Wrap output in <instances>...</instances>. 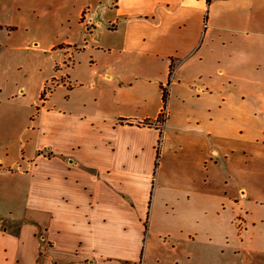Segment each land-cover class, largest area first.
Masks as SVG:
<instances>
[{
  "label": "crops",
  "instance_id": "0c3cea01",
  "mask_svg": "<svg viewBox=\"0 0 264 264\" xmlns=\"http://www.w3.org/2000/svg\"><path fill=\"white\" fill-rule=\"evenodd\" d=\"M107 5L105 62L0 82V264H264V0Z\"/></svg>",
  "mask_w": 264,
  "mask_h": 264
},
{
  "label": "rangeland",
  "instance_id": "374dc122",
  "mask_svg": "<svg viewBox=\"0 0 264 264\" xmlns=\"http://www.w3.org/2000/svg\"><path fill=\"white\" fill-rule=\"evenodd\" d=\"M108 2L0 0V82L5 81L7 90L14 83L25 85L29 94L38 90L46 77L59 78L72 68L84 74L97 61L105 62L106 58L92 47L109 38L105 29L113 15L107 9ZM58 82L47 85V95L53 91L50 97L55 101L65 97L62 88L54 90ZM11 137L34 138L24 130L12 132ZM32 149L29 145L28 153Z\"/></svg>",
  "mask_w": 264,
  "mask_h": 264
},
{
  "label": "trees",
  "instance_id": "16d2710c",
  "mask_svg": "<svg viewBox=\"0 0 264 264\" xmlns=\"http://www.w3.org/2000/svg\"><path fill=\"white\" fill-rule=\"evenodd\" d=\"M85 14V12L83 13V15ZM83 19H84V16H83ZM173 71V65L171 66V73ZM170 83V81H169ZM168 83V85H169ZM162 93H163V96H162V100H163V108H162V113L160 115V117L155 120V121H145L143 122L142 124L144 125H156L157 128L160 130V133H159V140H158V144H157V147H156V156H157V162H156V166L158 165V160L160 158V154H161V146H162V140H163V129L161 128L165 122V119H166V110H167V105H168V97H169V92H168V89L167 87H164L162 86ZM41 99L42 100H46L47 99V89H45L42 94H41ZM146 228H148V221L146 222Z\"/></svg>",
  "mask_w": 264,
  "mask_h": 264
}]
</instances>
